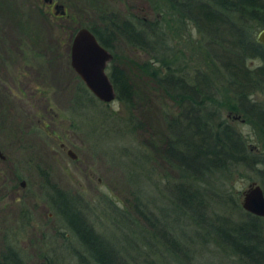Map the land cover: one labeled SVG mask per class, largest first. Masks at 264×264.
Wrapping results in <instances>:
<instances>
[{"label": "rangeland", "instance_id": "obj_1", "mask_svg": "<svg viewBox=\"0 0 264 264\" xmlns=\"http://www.w3.org/2000/svg\"><path fill=\"white\" fill-rule=\"evenodd\" d=\"M54 1L64 7L65 14L46 0H0V252L9 243L26 264H43L45 251L48 256L55 257L56 253L58 264H77L68 248L72 243L70 234L66 232L65 242L63 237L55 236L63 223L44 193L40 169H46L52 182L80 199L95 230L118 242L130 263L179 264L163 247L162 236L149 245L137 233L138 228L134 232L128 228L124 233L123 222L112 211L115 207L127 209L132 219L146 227V221L133 210L135 197L148 201L158 215L161 203L154 184L175 179L174 172L161 159V111L169 102L150 78L143 72H134L127 60L147 61L149 57L122 41L118 43V53L136 86L135 114L146 123V130L138 129L130 135L120 128L122 125L116 128L118 118L129 112L117 99L104 103L94 96V103L84 101L83 107L72 101L80 78L71 64L69 39L74 30L99 25L100 16L111 11L150 20L159 12L150 0ZM54 14L63 17L56 18ZM186 29L180 34L170 31L171 47L200 64L202 60L195 49L198 36ZM110 67L111 64L109 73ZM211 72L217 87L223 88V74L215 67ZM257 97L263 100V96ZM222 116L247 137L254 150L259 152L264 147L240 114L223 109ZM61 143L77 158L72 159ZM131 147L142 149L143 154L150 155V161L134 165ZM245 172L220 178L218 183L225 185L216 188L215 194L235 199L250 182H257L254 174ZM162 229L176 233L168 225ZM181 229L185 227L179 224L177 230ZM189 234L186 230L185 238ZM192 248L182 264H236L212 243Z\"/></svg>", "mask_w": 264, "mask_h": 264}, {"label": "trees", "instance_id": "obj_2", "mask_svg": "<svg viewBox=\"0 0 264 264\" xmlns=\"http://www.w3.org/2000/svg\"><path fill=\"white\" fill-rule=\"evenodd\" d=\"M150 2L159 12L152 20L111 11L100 16L99 25L89 27L114 54L109 74L117 100L129 111L118 118L116 128L122 125L120 128L130 135L138 129L146 130V123L135 114L136 86L118 53L121 41L149 57L147 61L127 60L134 72L146 74L169 102L161 111V159L175 179L154 184L161 203L158 215L148 201L137 195L133 210L146 221V227L132 219L127 209L112 208L114 216L123 222L124 233L128 228L132 232L138 228L137 233L149 245L162 236L163 247L179 264L185 262L183 257L192 252L194 245L209 243L236 264H264V218L242 209L241 192L235 199L215 194L216 188L225 185L218 183L220 178L225 180L242 171L254 174L264 189V147L259 152L254 150L247 137L222 116L223 109L240 114L264 145V46L256 40L258 31L264 28V0ZM185 28L198 36L195 49L200 64L171 47L170 31L180 34ZM213 67L224 76L221 89L214 82ZM259 95L263 100H257ZM72 101L79 107L84 101L94 103V95L80 78ZM129 150L135 155L134 165L150 161V155L143 154L142 149ZM40 172L48 205L63 223L55 236L63 237L65 242L66 232L70 234L72 243L68 248L77 264H133L118 242L95 230L78 197L52 182L48 170ZM179 224L185 229L178 231ZM167 225L176 233H165L162 228ZM186 230L190 232L188 239ZM46 253L43 264H58L56 253L55 257ZM0 264L26 263L15 247L6 243L5 251L0 252Z\"/></svg>", "mask_w": 264, "mask_h": 264}, {"label": "water", "instance_id": "obj_3", "mask_svg": "<svg viewBox=\"0 0 264 264\" xmlns=\"http://www.w3.org/2000/svg\"><path fill=\"white\" fill-rule=\"evenodd\" d=\"M55 8L57 10L61 8L62 13H66L63 6L56 5ZM256 40L264 46V28L258 31ZM113 59V52L101 44L90 28L77 29L71 43L72 67L89 91L104 103H111L117 99V91L108 72ZM68 155L72 159L77 158L72 149L68 150ZM241 198L240 203L244 211L264 218V191L260 184L256 181L250 182L242 191Z\"/></svg>", "mask_w": 264, "mask_h": 264}, {"label": "flooded vegetation", "instance_id": "obj_4", "mask_svg": "<svg viewBox=\"0 0 264 264\" xmlns=\"http://www.w3.org/2000/svg\"><path fill=\"white\" fill-rule=\"evenodd\" d=\"M49 4V6H51V7H54V5L56 6V5H60V4H57L54 0L52 1V2H49L48 3ZM60 6H62V5H60ZM56 15H58L59 13L56 11V13H55ZM61 146L63 147V149H68L67 148V146L65 145V143H61ZM69 150V149H68ZM67 150V151H68ZM257 183L258 184H260L258 181H257ZM261 185V184H260ZM261 187H262V185H261ZM263 188V187H262ZM263 191H264V189H263ZM241 194H242V192H241Z\"/></svg>", "mask_w": 264, "mask_h": 264}]
</instances>
